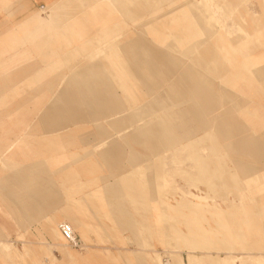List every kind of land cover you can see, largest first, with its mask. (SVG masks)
I'll return each instance as SVG.
<instances>
[{
	"label": "rangeland",
	"instance_id": "rangeland-1",
	"mask_svg": "<svg viewBox=\"0 0 264 264\" xmlns=\"http://www.w3.org/2000/svg\"><path fill=\"white\" fill-rule=\"evenodd\" d=\"M52 2L0 0V264H177L176 254L186 262L188 252L206 250L231 252L237 256L232 264H241L239 256L264 255V0H62L51 12ZM207 11L218 21H210L214 27L203 19ZM60 20L55 29L53 22ZM51 30L35 41L45 48L31 45V36ZM141 42L147 51L164 53L166 66L143 70L147 83L161 82L153 95L120 107L119 115L138 122L115 131L99 118L70 134L66 116L83 118L91 109L78 98L80 72L102 57L92 58L91 50L135 52ZM179 52L192 58L203 100L217 106L204 117L218 119L224 148L218 152L216 137L207 133L192 160L189 151L176 147L156 158L128 136L145 120L144 110L152 109L153 96L175 100L171 110L178 111V123L164 121L172 127L168 137L198 127L204 107L169 71L182 61L191 64ZM115 89L117 100L121 91ZM159 112L153 108L149 121L160 125ZM43 115L53 120H40ZM47 121L62 122L66 131L42 134L51 125ZM125 142L121 152L104 153ZM135 157L147 158L133 164ZM161 157L176 164L159 166ZM166 170L172 172L168 177ZM147 172L141 190L136 178ZM158 175L161 186L155 188ZM128 181L134 182V198H121L131 191L124 187ZM73 198L85 201L84 207L77 208ZM63 217L79 247L54 238ZM7 244L19 255L17 262L5 256Z\"/></svg>",
	"mask_w": 264,
	"mask_h": 264
},
{
	"label": "crops",
	"instance_id": "crops-1",
	"mask_svg": "<svg viewBox=\"0 0 264 264\" xmlns=\"http://www.w3.org/2000/svg\"><path fill=\"white\" fill-rule=\"evenodd\" d=\"M45 1L48 3L53 1L51 3V8H52L51 12L63 6V4L58 5V3L62 0H45ZM106 1L109 2V5L110 4L113 5L112 4L113 0H109V1L106 0ZM204 8L207 10L205 6ZM212 17L215 18L213 15L208 13V18H203V19L205 23H208L209 25H211L210 21H212ZM62 21L64 20L53 22L55 29L60 28L58 27V24L61 23ZM212 22L217 23L218 21L216 19L215 21H212ZM25 23H26V29H27V24H28L27 17L25 18ZM211 26L214 27L213 25ZM54 30L46 32L42 34L41 36H38L35 39H33L31 36L30 38L31 45L39 38L41 37L45 38V35L50 36ZM201 30L204 33L206 31L205 26L202 25ZM52 39H54L53 36H51L48 40L51 41ZM49 41L47 43H49ZM139 44L141 46H137L135 52L133 51H127V52L114 51V54L116 52L115 55L108 51H104V52L93 51L94 49L93 48L91 50L92 58H95L97 54H100L102 57H100L101 59L99 62H95V63H92L91 65L86 66L84 69H82V72H80V75H82L81 82H83L84 84H82V89L80 90L81 92L80 94H78V98L80 99L81 103L85 104V103H88L87 100L89 101L88 105L91 107L90 111L88 112V114L84 115L83 118L76 117L73 119L70 115L66 116L67 118H71V120L67 121L68 122L67 126L69 127L60 125L62 122L55 125L52 121H47L48 123L47 125L49 124L51 125L46 126V128L42 127L41 133L42 134L51 133V132H54L55 130L59 131L60 129H63V131H66L64 129L67 127L66 128L68 129L67 131H69L70 134H74L78 130H81L84 128V125H82V122L88 121V120L94 121V120H98L99 118L104 119V122L107 124L112 123L111 128L115 129V131L128 128L130 127V125L132 126L134 122H138L137 119H134L133 115H126V116L119 115L120 111L123 110V109L120 110V107L130 102L139 103L141 102V100L143 101L144 95H153L155 93V90L160 86L161 82L157 80L153 82L152 84L147 83L145 81L146 79L144 77L143 70L144 69L155 70V69L160 68L161 66H164V65L166 66L163 60H161L162 56H164L163 55L164 53L156 52V51L150 52V51L145 50L148 47V45L145 42H141ZM36 45L42 46V48L45 46V45H38V44ZM177 54L181 57L186 56L187 58H189L191 60V64L185 65V62L182 61L180 63H176L174 65V68H169V71L176 73V75L178 74L177 80L181 81V85L183 89L186 91L185 93L186 94L189 93L192 97H194V101H199L201 104V107H204L205 115L201 114L198 118L196 117L198 129L196 128L190 132L183 131L181 133H178L177 135H174L173 137H168L166 135L167 134L166 132L170 131L169 129H172V127L170 125H166L164 121L175 123L174 124L175 127L178 123V122L176 123L177 117L174 115L178 111L171 110L172 106L176 105L174 103L175 100L172 101L173 99H171V102H170L167 98L153 96V97H149L151 98L149 99L150 100L149 103L152 104V109L154 108L155 110L160 111L158 115L160 116L159 120H161V122H159L160 125L157 123L158 120L149 121L148 115L152 112V109L144 110V114L143 113L142 114L143 116H145L144 117L145 120L141 124H138L137 126L132 127L128 131V136L138 140L140 144H144V145L146 144L147 147L153 152L152 155L154 157L156 156V158H157V155L160 154L161 150H166L169 148L176 147L175 150L181 149L183 151H186V150L189 151V155H191V160H192L193 156L200 154L198 152V141L202 142L206 138L207 133H210V132L213 133V135L216 137L214 141L210 140L212 141V143H214L215 149L218 152L219 150L224 151V148L222 147V145L220 147L219 142H218V140L221 139L222 137L220 135L218 137V134L216 133V127H218V124H219L218 119L215 120V122L213 121L214 122L213 123L210 120H206V118L204 117L206 115H209L210 111L213 112L214 109L217 108V106L211 105L210 102H209L210 103L209 105L206 100H203L202 86L199 83H197L198 74L192 71L193 70L192 69V65H193L192 58L189 57L186 52L184 53L179 52ZM173 59L175 60L176 57L173 56ZM196 76H197V79H196ZM115 88L121 91L119 95V99L117 100H115V97H116L115 94H117L116 92L114 93V91L116 90ZM87 91L89 92L88 96L84 94ZM182 102L185 103L186 100L183 99ZM128 108L134 109V107H132L131 105ZM51 116L43 115L40 117V120L42 121H46L47 119L53 120ZM99 124H101V122L95 123V126ZM96 128H98V126H96ZM64 139H67L70 141V139H68L67 137L65 138L63 137L62 141ZM80 139H81V135L71 138L73 142L74 141L78 142ZM62 141L60 143H62ZM127 144L128 142H125V143L115 145V147L106 148L104 149V153L106 155H109V154L121 152L124 149V145H127ZM75 147L77 146L74 145V148ZM70 150L72 149L70 148ZM131 151L133 155L134 154L138 155L137 152H135L134 150H131ZM146 158L147 157H144V159H139L138 157H135L131 159V161L133 164H136V163H140L141 161L143 162L146 161L145 160ZM187 159L190 160V157ZM165 160H166L165 158H163V161L161 159V162H159L157 165L163 166L167 164H170V165L176 164L175 162H173L171 157L169 161L168 160L165 161ZM166 172L168 171L166 170ZM170 173L172 172L171 171L168 172V174H166V177H168ZM125 176L126 174L120 175L119 179L122 180ZM147 176H148V172L142 173L138 175L136 178V180L138 179L139 183H141V190H142V186H143V189L147 187V184L145 185L144 183L143 185L142 183L144 182V178L147 179ZM158 177L159 175L156 176L157 180H155L154 182L155 188L156 187L158 188L161 186L160 182L158 181ZM148 185H149V182H148ZM133 186H134V182L128 181V183H126L124 187L128 189L131 188V191L120 197L121 198H127V197L134 198L132 196L135 192ZM97 190H98L97 187L90 188L87 191V195H94V193H96ZM73 200H74V203H76L77 208L80 209L84 207L85 201H81L79 198L78 199L73 198ZM143 200L144 198L141 199V201ZM139 206H140V201L135 206L132 207V211L138 210ZM48 218L54 220V217L52 216L51 217L48 216ZM144 218H146V216L142 215L141 220H143ZM158 218L160 219L161 215H158ZM61 219L62 220L60 222H64L65 217ZM74 222L75 224L79 225V227L82 226L75 219H74ZM83 236L85 235L83 234ZM12 249L14 250V252L16 251L14 248ZM16 255L18 254L16 253ZM26 264H33V261L32 260L26 261Z\"/></svg>",
	"mask_w": 264,
	"mask_h": 264
},
{
	"label": "bare ground",
	"instance_id": "bare-ground-1",
	"mask_svg": "<svg viewBox=\"0 0 264 264\" xmlns=\"http://www.w3.org/2000/svg\"><path fill=\"white\" fill-rule=\"evenodd\" d=\"M248 1V0H247ZM205 6V5H204ZM263 7H264V4L262 5ZM206 8H207V6H205ZM209 12V11H208ZM216 19L215 18H213L212 17V21H215ZM108 43V42H107ZM109 43H111V41L109 42ZM108 43V44H109ZM106 46L108 47V45L106 44ZM104 47H105V45H104ZM106 47V48H107ZM103 48V47H102ZM101 49V48H100ZM103 50V49H102ZM106 51H108V52H110V53H113L114 54V50L112 49V48H110L109 50H106ZM99 52H100V50H99ZM115 54H116V52H115ZM114 54V55H115ZM127 70V69H126ZM210 73V72H209ZM131 76V75H130ZM210 76V75H209ZM220 79V78H219ZM223 83H224V81H223ZM224 100H226V99H224ZM2 162H4V160L2 161ZM1 162V163H2ZM6 162V161H5ZM140 169V168H139ZM141 178V177H140ZM138 180V179H137ZM139 181V180H138ZM209 197V196H208ZM191 202V201H190ZM164 203V202H163ZM194 203H196V202H194ZM199 204H200V202H199ZM197 207H194V211H196L197 209H196ZM202 209V208H201ZM218 211H220V212H222L223 211V209H221V208H218ZM242 211V210H241ZM163 218V217H162ZM164 219V218H163ZM62 223V222H61ZM223 225H224V223H223ZM202 226V225H201ZM225 226V225H224ZM219 227V226H218ZM205 228V227H204ZM224 228H226V227H224ZM239 234H240V232H239ZM59 235H60V233H59V231H58V229H57V231L56 230H54V238H59ZM241 235V234H240ZM83 236V235H82ZM217 236V235H216ZM60 237H61V235H60ZM83 238L85 239V236H83ZM188 238V237H187ZM217 238V237H216ZM242 238H243V236H242ZM241 238V239H242ZM61 239H62V237H61ZM218 239V238H217ZM245 239V238H244ZM63 240V239H62ZM203 241V240H202ZM246 242V241H245ZM3 248H4V252H6L7 253V255H6V253H5V256H7V258L9 259V260H11V261H13V262H17L18 260H19V257L16 255V253L14 252V250L11 248V246L9 245V244H7V245H4L3 246ZM204 248V247H203ZM205 249H209V248H205ZM226 249V248H225ZM245 249V248H244ZM194 250V249H193ZM212 250V249H211ZM219 251V250H218ZM218 251L216 250V252L215 253H211V251L210 250H206L204 253H201L200 255H197V254H194L193 253V251H190V252H188L187 253V260H186V262H182L180 259H179V256H178V254H176L175 255V257H176V262H177V264H206L205 263V260H209V262L210 263H212V264H232V263H234V258H236L237 256H235V255H233L231 252H225V255L224 256H221V255H219L218 254ZM243 252V251H242ZM152 257V256H151ZM239 259H240V262H241V264H264V255L263 254H261V255H259V256H253V255H245V256H239ZM125 260H127V259H125ZM8 261V260H7ZM137 262V261H136ZM156 262H158V261H156ZM170 262V261H169ZM149 264V263H148ZM164 264H170V263H164Z\"/></svg>",
	"mask_w": 264,
	"mask_h": 264
},
{
	"label": "built area",
	"instance_id": "built-area-1",
	"mask_svg": "<svg viewBox=\"0 0 264 264\" xmlns=\"http://www.w3.org/2000/svg\"><path fill=\"white\" fill-rule=\"evenodd\" d=\"M57 229L65 242L72 245V247H79L80 241L70 224L67 222L58 223Z\"/></svg>",
	"mask_w": 264,
	"mask_h": 264
}]
</instances>
